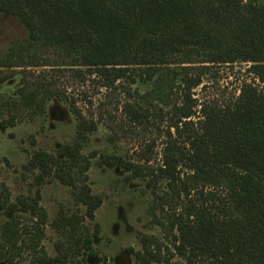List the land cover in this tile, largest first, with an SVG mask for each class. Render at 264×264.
Listing matches in <instances>:
<instances>
[{
	"label": "trees",
	"instance_id": "1",
	"mask_svg": "<svg viewBox=\"0 0 264 264\" xmlns=\"http://www.w3.org/2000/svg\"><path fill=\"white\" fill-rule=\"evenodd\" d=\"M0 14L14 18L26 35L24 44L0 58V68L42 69L20 73L10 96L22 117L5 119L0 112V120L16 126L44 118L55 99L68 105L75 122L72 143L55 153L35 151L23 166L37 185L56 182L72 190L73 208L50 223L58 233L56 264L94 257L93 240L100 234L95 212L102 198L92 194L88 172L93 165L118 163L129 171L127 179L144 183L150 225L168 242L138 236L140 249L130 248L135 264H171L174 258L186 264H264V3L0 0ZM234 64H248L252 81L227 104H197L192 91L201 77L213 66ZM66 72L78 85L92 79L106 92L121 90L129 123L163 133L155 169L145 165L147 149L139 157L142 165L83 154L97 121L83 116L76 98L60 89L55 79ZM13 77L4 75L0 82ZM8 197L0 192L3 205ZM39 202V191L17 198L28 217L13 216L1 226L5 264L46 262L41 243L47 212Z\"/></svg>",
	"mask_w": 264,
	"mask_h": 264
},
{
	"label": "rangeland",
	"instance_id": "2",
	"mask_svg": "<svg viewBox=\"0 0 264 264\" xmlns=\"http://www.w3.org/2000/svg\"><path fill=\"white\" fill-rule=\"evenodd\" d=\"M258 1L264 3V0ZM25 40V31L19 23L12 17L0 14V58L24 44ZM53 58L54 55L51 54L50 60ZM248 67V64L213 66L201 77L202 84L192 91L193 98L197 104L219 106L233 101L239 94L240 86L244 82L252 81V76L247 73ZM29 72L30 75L36 74L42 72V69L29 71L22 68H0V77L14 76L4 83L0 82V112L5 119L14 114H20L19 117H22L23 113L17 105L12 104L10 96L17 86L20 73ZM69 76L70 73L66 72L55 80L60 83V89L67 96L76 98L75 108L83 116L93 117V120L97 121L96 132L90 136L83 154L96 152L97 157L117 156L121 161L142 165L139 157L147 149L149 163L145 165L155 169L160 163L163 133L143 131L129 123L121 110L127 98L121 90L106 92L99 89L96 86L97 81L92 79L78 85ZM82 94L87 99H83ZM162 126L166 124L161 125L160 131H163ZM74 132L75 123L68 105L55 99L46 106L44 118L16 126L4 124L0 120V192L4 194L7 191L9 194L5 205L3 201L0 202L4 207L0 210V226L9 217H28V212L19 208L16 200L34 197L39 191V204L47 212V221L43 224L45 237L41 243L47 255L46 264H55L53 243L58 238V233L50 227V223L60 211L73 208L72 190L56 182L37 185L35 174L26 172L23 166L35 151L55 153L59 147L70 144L74 139ZM129 175V171L124 169L121 163L113 168L93 165L89 170L88 185L92 194L102 198V205L95 212L94 221L100 226V234L93 240L95 258L82 264H97L96 261L98 264H135L133 253H128L126 260L124 250L132 248L138 251V236H156L164 246H168L162 233L150 225V218L146 215L149 192L139 180L127 179ZM27 258L28 254L25 253L23 260ZM0 264L5 263L0 261ZM171 264L186 263L174 258Z\"/></svg>",
	"mask_w": 264,
	"mask_h": 264
},
{
	"label": "flooded vegetation",
	"instance_id": "3",
	"mask_svg": "<svg viewBox=\"0 0 264 264\" xmlns=\"http://www.w3.org/2000/svg\"><path fill=\"white\" fill-rule=\"evenodd\" d=\"M46 116V115H45ZM75 123V122H74ZM72 143V142H71ZM60 148V147H59ZM58 148V149H59ZM29 198H32V197H29ZM16 203H17V200H16ZM18 204V203H17ZM1 206V205H0ZM18 206H19V208H21V209H23V210H25L22 206H20L19 204H18ZM2 209H4V207H0V210H2ZM26 211V210H25ZM11 217H9L8 219H10ZM7 219V220H8ZM6 220V221H7ZM5 221V222H6ZM5 222H3L2 224H1V226L5 223ZM1 226H0V228H1ZM54 250V249H53ZM128 253H132L131 251H130V248L129 249H127V250H124V255H125V259L127 260L128 259ZM95 258V252H94V257L93 258H90V259H87L84 263H86L88 260H93ZM54 259H55V256H54ZM1 262H3L2 260H0ZM97 262V264H98V261H96ZM127 262V261H126ZM47 263V260H46V262L44 263V264H46ZM55 264H56V262H55ZM128 264V263H127Z\"/></svg>",
	"mask_w": 264,
	"mask_h": 264
}]
</instances>
